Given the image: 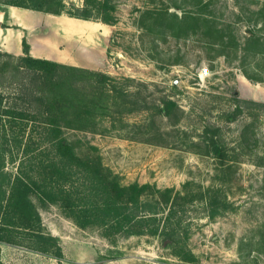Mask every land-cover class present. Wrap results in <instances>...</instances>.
<instances>
[{
  "label": "rangeland",
  "instance_id": "rangeland-1",
  "mask_svg": "<svg viewBox=\"0 0 264 264\" xmlns=\"http://www.w3.org/2000/svg\"><path fill=\"white\" fill-rule=\"evenodd\" d=\"M110 2L113 26L93 18L83 23L81 32L73 24L58 38L47 35L50 48L62 53V65L79 69L71 76L62 74V85L55 90L62 96L60 103L71 108L62 111L63 133L78 144V154L83 152L80 143L95 147L103 166L122 185L149 184L179 192L187 229L183 246L193 261L176 257L160 237H116L111 243L98 228L79 229L57 206L35 202L43 226L64 251L61 263L2 243L0 263L264 264V55L244 51L250 36L264 47V0ZM64 3L67 8L83 6V0ZM184 12L216 24L224 34V47L212 45L204 27H186L179 36L157 25L148 29L155 14L179 18ZM1 26L9 27L7 21ZM14 59L3 60L0 91L7 102L33 115L27 120L35 149L29 157H37L47 151L38 145L46 116L36 98L48 97L49 90L15 68ZM89 72L107 75L110 86ZM85 106L92 109L89 117L83 113ZM18 125L6 137L9 154L16 159L6 165L11 173L21 159ZM211 138L224 151L222 162L210 151ZM209 196L219 205L213 219L204 206Z\"/></svg>",
  "mask_w": 264,
  "mask_h": 264
},
{
  "label": "trees",
  "instance_id": "trees-1",
  "mask_svg": "<svg viewBox=\"0 0 264 264\" xmlns=\"http://www.w3.org/2000/svg\"><path fill=\"white\" fill-rule=\"evenodd\" d=\"M2 7H17L52 15L64 14L81 20L96 18L110 26L116 22L110 0H83L82 7L70 5L69 8L64 0H0ZM150 19L149 30L157 25L170 29L175 36L184 32L186 27H204L212 45L219 50L224 47V34L206 17L184 12L179 18L159 13ZM250 37L244 47L245 53L255 50L257 55H264L263 44L255 37ZM233 44L236 48L237 44ZM22 53V56L14 57L0 51V71L5 58H15V68L28 72L33 76V82L41 80L48 88V97L36 98L42 103L46 116L44 134L38 145L43 144L47 152L29 157L35 149L31 147L32 137L27 131V120L33 115L16 103L7 102L0 91V243L22 247L60 262L63 258L62 248L58 239L46 231L37 207V204L40 207L54 205L76 227L82 230L96 227L101 231V236L111 243L116 237H160L167 242L176 257L193 261V255L185 251L183 246L187 229L182 226L180 207L184 204L179 192L173 189L160 190L149 184L122 185L119 177L103 166L95 147L82 146L80 143L83 152L78 154V144L65 137L61 126L64 117L62 111L70 107L60 103L62 96L58 97L55 90L58 85H62L65 77L62 74L71 76L79 69L32 57L30 47L24 40ZM88 74L104 86H110L107 75ZM243 75L252 82V76L245 72ZM166 108L167 105L164 110ZM75 112L79 115L78 110ZM83 113L89 117L92 109L85 106ZM15 122L19 124L16 143L21 149V159L16 172L11 173L7 171L6 165L14 163L16 159L9 154L6 137L7 132L17 124ZM209 148L213 156L222 162L224 151L214 138L210 139ZM26 165L28 171L24 169ZM204 206L209 218L213 219L219 214V205L214 198L207 197Z\"/></svg>",
  "mask_w": 264,
  "mask_h": 264
},
{
  "label": "crops",
  "instance_id": "crops-1",
  "mask_svg": "<svg viewBox=\"0 0 264 264\" xmlns=\"http://www.w3.org/2000/svg\"><path fill=\"white\" fill-rule=\"evenodd\" d=\"M6 21L9 27L4 29L1 24ZM87 21L64 14L52 15L17 7H2L0 8V51L14 57L22 56L24 40L30 47L32 57L61 63L62 53L60 49L55 51L50 48L47 35L51 33L58 38L66 31L65 28L74 25H76L75 30L81 32L83 23ZM62 253L64 257L63 249Z\"/></svg>",
  "mask_w": 264,
  "mask_h": 264
}]
</instances>
